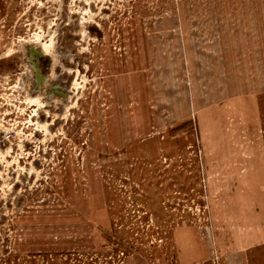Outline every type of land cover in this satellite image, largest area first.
<instances>
[{
	"label": "rangeland",
	"instance_id": "rangeland-1",
	"mask_svg": "<svg viewBox=\"0 0 264 264\" xmlns=\"http://www.w3.org/2000/svg\"><path fill=\"white\" fill-rule=\"evenodd\" d=\"M0 264H264V0H0Z\"/></svg>",
	"mask_w": 264,
	"mask_h": 264
}]
</instances>
